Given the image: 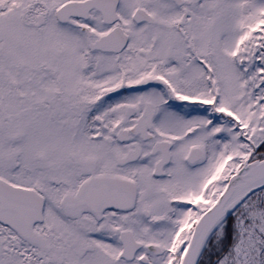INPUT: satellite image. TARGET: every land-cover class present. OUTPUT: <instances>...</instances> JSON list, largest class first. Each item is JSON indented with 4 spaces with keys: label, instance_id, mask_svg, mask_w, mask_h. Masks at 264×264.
<instances>
[{
    "label": "snow or ice",
    "instance_id": "1",
    "mask_svg": "<svg viewBox=\"0 0 264 264\" xmlns=\"http://www.w3.org/2000/svg\"><path fill=\"white\" fill-rule=\"evenodd\" d=\"M0 264H264V0H0Z\"/></svg>",
    "mask_w": 264,
    "mask_h": 264
}]
</instances>
